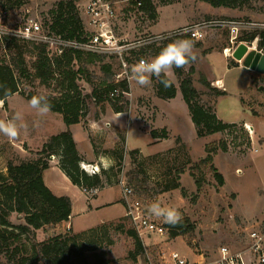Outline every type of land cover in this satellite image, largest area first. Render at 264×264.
I'll use <instances>...</instances> for the list:
<instances>
[{"label":"rangeland","instance_id":"rangeland-1","mask_svg":"<svg viewBox=\"0 0 264 264\" xmlns=\"http://www.w3.org/2000/svg\"><path fill=\"white\" fill-rule=\"evenodd\" d=\"M58 1L60 0H22L12 8L8 5L2 7H8L6 12L11 24L15 21L36 20L41 23L44 31H49L52 21L50 11ZM74 1L82 24L89 33L91 29L87 27L81 13L83 0ZM108 1L116 10V16L110 25L112 33L120 45L132 47L125 53L130 58L127 73L134 65L135 58H153V53L160 52L164 46L177 39L191 40L198 59L186 68H180L177 75L173 69L168 73L178 93L175 99L158 98L153 82L147 87H141L134 82L130 85L128 80L129 92L119 93L115 99L116 105L127 107L125 112L113 115L107 97L99 103L92 98L87 99L81 125H102V135L93 136L96 154L94 149L93 152L95 158L100 156L112 159L111 166L103 161L92 164L98 168L97 173L101 166L106 167L105 169L112 167L108 170L111 181H115L119 175L126 183V173L137 169L141 182L136 187L133 183L128 186L133 191L132 198L141 203L144 212L158 224L165 225L162 218L149 213L150 206L158 203L164 209H177L182 218L186 217L194 225V230L175 239L169 238L168 233L162 236L138 234L145 251L151 257L150 261L144 252L134 253V241L125 233L128 229H133L126 216L91 227L93 230L88 228L80 232L66 230L60 225L45 226L35 232V241L41 242L66 233L69 236L80 235L68 246V261L71 264H170L167 260L170 251L189 260L193 259L194 253L200 254L202 262L204 258L213 257L220 246L241 249L246 233L255 226L264 225V74L246 68L242 61L233 56L240 45L246 47V52L258 50L256 42L231 40L235 33H231L227 27L214 26L212 23L220 20L239 21L248 25L264 22V0H238L236 7H214L208 0ZM2 7L0 9H4ZM199 23L207 25L204 38L200 40H194L187 34H170L176 29ZM175 25L177 27L173 30L156 35L151 33ZM250 30L252 28L247 25L246 28L239 29L237 39L243 37L242 41H248L245 40V32ZM5 44V40H0V62L11 67L19 91L8 97L5 105L0 102V120L7 121L15 112L20 111L24 115L25 127L16 140H9L0 134V172L4 175L7 161L19 163L37 158L50 134L57 132L60 125H65L60 114L50 111L46 116L40 117L29 105L28 94L59 95L57 81L51 79L43 84L34 77L32 64L35 50L32 44H24L19 51L27 70L23 75L20 74L18 65L19 52L14 46L5 47ZM141 50L144 53H140ZM222 55L227 56L223 58ZM236 63L237 66H233ZM82 64L85 66V73L78 80L82 95H90L92 89L100 87L101 83L125 80L123 67L114 54L106 55L102 62ZM102 66H109V70H104ZM190 67L194 69L192 73L189 72ZM118 73L121 75L118 76ZM201 76L210 83V88L203 86ZM184 78L192 82L198 93L195 100L201 106L214 113L221 121L231 122L235 126L198 137L180 92V82ZM216 78L222 79L227 93L217 86ZM34 122H38V126H33ZM105 125H138L146 132L151 131L154 125H167L170 130L166 132V138L160 140L169 141L150 147L149 136L136 131L132 126L127 132L125 144V129ZM157 131L161 137V129ZM209 144L218 145L212 163L222 175L223 185L218 184L208 165L200 164L195 170L196 177L200 179L198 188L194 177L190 175V168L206 156L205 146ZM221 144H225V151L219 147ZM133 149H139L141 153L130 156L129 152ZM161 149L165 150L151 154ZM119 154L122 158L119 171L116 172L115 158ZM55 161L58 162L57 154H51L49 164ZM85 163L92 166L88 161ZM174 181H178V188L163 190ZM61 189L66 193L65 187ZM111 191L115 196L120 194L117 187ZM81 196L85 199L86 195L82 193ZM105 213L100 211L97 216ZM115 214L117 213L111 216ZM10 220L14 224L23 222L15 214ZM119 226L121 230L118 229ZM19 243L22 254L29 257L33 255L28 237L23 236ZM0 264H8L1 254ZM28 264L44 263L29 261Z\"/></svg>","mask_w":264,"mask_h":264},{"label":"trees","instance_id":"trees-1","mask_svg":"<svg viewBox=\"0 0 264 264\" xmlns=\"http://www.w3.org/2000/svg\"><path fill=\"white\" fill-rule=\"evenodd\" d=\"M22 0H0V7L8 5L9 8ZM214 6L236 7L238 0H208ZM52 9V21L49 27V32L59 35L67 40L82 42L87 39L89 33L85 30L80 15L76 10L74 0H60L55 3ZM7 10L8 7H2ZM151 8V6H148ZM245 37L251 42L257 38V49H262L264 52V32L258 30H250L245 32ZM242 42L243 37L236 39ZM24 42L11 40L7 43L8 47L14 46L19 52ZM35 50V60L32 64L33 75L43 84L48 83L51 79L57 81L59 90L58 96H47L52 105L51 112L58 113L62 116L64 124L68 127L72 124L82 123L84 112L86 109L85 101L91 99L97 103L102 102L104 97L114 90L128 92L126 80L116 83H101L100 87H94L90 95H82L78 85V80L85 73V66L82 62L92 63L95 61L102 62L106 55L84 52L79 50L67 49L60 56H48L46 47L42 44H32ZM131 53V51H129ZM144 53V50L140 51ZM159 52L153 53L155 56ZM19 69L20 74H26L27 70L24 67L23 58L19 52ZM117 58V57H116ZM124 59L129 62L130 58L126 55ZM233 66H237V63ZM104 70H109V66H102ZM177 75L180 68H173ZM194 71L190 67L189 72ZM163 78V77H162ZM172 84L170 88H164L159 80L152 77L153 88L155 94L160 99H172L176 94V88L173 82L166 77ZM200 81L204 87L210 88V83L203 77ZM6 91L10 93L6 95ZM19 91L15 76L11 67L0 62V102L6 104V100L11 95ZM180 92L182 98L190 113V118L194 124L196 135L198 137L222 132L230 127L235 126L232 123H225L218 119L216 115L201 106L195 98L198 93L193 88L192 82L188 78H184L180 82ZM224 94V92H222ZM33 94H28L27 99H31ZM110 100L111 108L114 112H125L127 107H120L114 100ZM158 131L152 129L150 135L152 138H166L167 131L161 129L162 136H158ZM180 139V138H178ZM179 141V140H178ZM94 152L95 146L92 144ZM218 145L209 144L205 146L206 156L199 161L198 164L190 168V175L194 177L196 186L199 188L200 179L196 177L195 170L198 165H208L212 171L214 178L219 185H223V177L216 170L212 161ZM222 151L226 150L225 144L219 145ZM139 152L138 149L130 150V156ZM140 153V152H139ZM57 154L58 166L62 173L69 181L83 190L91 193L92 190H99L106 186L117 185L119 175L115 181H111L108 177V170L101 168L99 173L88 174L80 166L82 158L76 150L75 142L71 132L66 129L55 135H51L48 141L45 142L40 150L37 158L14 163L9 160L6 163V174L0 172V254L5 258L8 264H28L29 261H41L44 264H71L68 261V246L73 240L80 235L59 234L47 240L35 241V232L45 226H55L68 220L71 212L70 199L67 196H56L44 184L42 173L49 167V156ZM116 156V155H115ZM122 155L116 156V172L119 171L118 166L121 164ZM114 168V167H113ZM180 172V171H179ZM139 171L132 169L126 173L127 185L132 184L136 187L139 180ZM177 179V176H176ZM179 187L178 181H174L171 185H167L163 190L175 189ZM183 192V191H182ZM15 214L22 218V223L14 224L10 220ZM123 220V219H122ZM169 238H175L194 230V225L186 217L176 226L165 224ZM121 230V226L118 227ZM90 230H93L92 228ZM125 233L134 241L135 254H141L144 246L141 243L137 232L134 229H128ZM26 236L30 239L31 250L33 255L28 256L22 254V247L19 243L21 238ZM21 252V255L19 253ZM19 255V256H18Z\"/></svg>","mask_w":264,"mask_h":264},{"label":"built area","instance_id":"built-area-1","mask_svg":"<svg viewBox=\"0 0 264 264\" xmlns=\"http://www.w3.org/2000/svg\"><path fill=\"white\" fill-rule=\"evenodd\" d=\"M82 3L81 13L85 17L87 27L91 29L89 31V36L85 41H71L59 35L50 33L49 31H44L41 23L36 20L29 19L24 21H15L11 24L5 10H0V40L6 41L5 47L11 40L31 44H42L46 47L49 57L60 56L67 49L102 55L114 54L116 55L120 65L123 67V73L125 74V80L127 81L126 67L128 65L127 63L130 62H127L124 59V56L125 53L132 47L120 45L118 39L111 31V20L116 16L115 8L108 0H83ZM212 25L229 28L231 33H235L231 40H235L238 30L246 28V25L253 30L264 32V22L250 23L248 25L239 21L220 20L213 22ZM206 27V23H199L176 29L175 31L170 32V34H187L194 40H200L204 38ZM256 41L257 38H254L252 42L247 43H254ZM242 42L245 43V41ZM255 51L257 53L264 54L262 49H255ZM141 59L150 60L151 58L148 59L146 57L138 56L135 58L134 65ZM117 75L120 76L121 73H118ZM128 92L121 91V94H127ZM118 95L119 90L114 89L108 94V98L114 100L118 97ZM80 166L90 175L98 172V168L96 166H89L84 163H81ZM118 185H120L122 189L125 216L137 234H156L162 236L167 233L164 225L158 224L154 219H151L144 212L141 203L132 198L133 191L127 185L122 176L119 177ZM94 191L95 190H92L91 192ZM143 252L150 261L151 257L148 255L147 251H145V248ZM167 260L170 264H196L190 263L186 259L180 257L175 251H170L167 254ZM201 264H264V225L255 226L246 233L245 241L241 249L234 250L229 246H220L213 257L204 258Z\"/></svg>","mask_w":264,"mask_h":264},{"label":"crops","instance_id":"crops-1","mask_svg":"<svg viewBox=\"0 0 264 264\" xmlns=\"http://www.w3.org/2000/svg\"><path fill=\"white\" fill-rule=\"evenodd\" d=\"M160 11H158V16L160 18ZM176 25L172 28L162 30V31H156L151 32L152 34H159L161 32L170 31L173 30ZM227 54V53H225ZM223 58H226L225 55H222ZM225 64L227 69L230 67L227 66V60L225 59ZM167 77L170 78V76L167 74ZM215 81L219 82L217 86L220 88H223V90L227 93V90L225 89V85L222 82V79L216 78ZM178 93L176 92L174 99L177 97ZM173 99V98H172ZM121 113V112H120ZM113 111V115L120 114ZM225 123H231V122H225ZM105 126H114V129L116 128H123L124 130V139L125 144L127 141V132L130 127L133 125H128L127 127L125 125H105ZM102 125H81V123L72 124L68 127L66 125H60L59 130L57 132L50 134L55 135L61 131H64L68 129L71 134L72 138L76 145V150L78 151V154L82 158V163L86 164L85 162L88 161L90 165L94 166L92 163H98L100 161L106 162L108 166L112 165V159L110 157H97L94 155L93 152V146L94 144L93 136L96 134H99V136L102 135L101 131L96 132L94 131L95 128L101 129ZM136 131L147 134L150 138V142H148V145L150 147H157L164 142L169 141V139H159V138H152L149 131H143L138 125L133 126ZM165 128L167 132H169L170 128L167 125H154L152 129L158 130ZM151 129V130H152ZM118 130V129H117ZM178 138L181 139L180 136ZM129 150V149H127ZM139 150V149H138ZM165 150V149H163ZM158 150L151 154L158 153L163 151ZM140 152V150H139ZM141 153V152H140ZM95 158V159H94ZM106 159V160H105ZM99 160V161H98ZM106 165V166H107ZM102 168H106L101 166ZM42 178L44 184L50 189V191L55 194L56 196H67L70 199L71 203V212L70 216L68 217L67 221H64L58 225L55 226H61L62 228H65L66 230H71L73 232H80L84 231L88 228L100 225L105 222L113 221L115 219H119L122 217H125V205L122 197V189L120 185H110L106 186L102 189L95 190L94 192H91L90 194H86L83 190L78 188L77 186L73 185L69 179L62 173V171L59 169L58 162H52L49 164V167L43 171ZM61 187L66 188V193L63 192ZM117 187L119 189V196H115L113 193H111L112 188ZM110 190V191H108ZM84 194L85 199L81 196V194ZM115 208V209H113ZM100 211H105L106 213L103 215L97 216V213ZM113 213H117L114 216H111ZM178 237V236H177ZM175 239V238H174ZM193 259L189 260L186 259L190 263H196L199 264L201 262V255L200 254H193Z\"/></svg>","mask_w":264,"mask_h":264},{"label":"clouds","instance_id":"clouds-1","mask_svg":"<svg viewBox=\"0 0 264 264\" xmlns=\"http://www.w3.org/2000/svg\"><path fill=\"white\" fill-rule=\"evenodd\" d=\"M193 49V42L189 39H177L168 43L155 57L150 60L141 59L131 67L127 73L129 84L134 82L141 87H147L152 83V77H155L164 88L172 87L171 82L166 78L167 74L173 68H186L194 63L198 57ZM5 94L9 95L10 93L6 91ZM29 105L40 117L46 116L52 109V105L45 95L32 96ZM23 120L24 115L20 111L15 112L7 121L0 120V134L9 140L18 139L21 129L25 127ZM33 126H38V122H34ZM94 131L100 132L101 129L95 128ZM148 211L151 215L162 218L165 223L172 226H176L182 221V216L177 209H164L158 203L152 204Z\"/></svg>","mask_w":264,"mask_h":264},{"label":"water","instance_id":"water-1","mask_svg":"<svg viewBox=\"0 0 264 264\" xmlns=\"http://www.w3.org/2000/svg\"><path fill=\"white\" fill-rule=\"evenodd\" d=\"M233 56L238 61H242L246 68L264 74V54L257 53L254 50L246 52V47L240 45Z\"/></svg>","mask_w":264,"mask_h":264},{"label":"bare ground","instance_id":"bare-ground-1","mask_svg":"<svg viewBox=\"0 0 264 264\" xmlns=\"http://www.w3.org/2000/svg\"><path fill=\"white\" fill-rule=\"evenodd\" d=\"M217 83H219V82H217Z\"/></svg>","mask_w":264,"mask_h":264}]
</instances>
